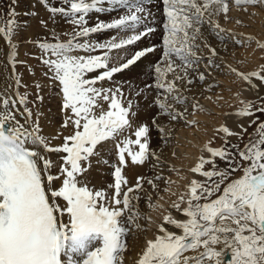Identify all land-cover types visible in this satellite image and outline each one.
<instances>
[{"label": "snow or ice", "instance_id": "1", "mask_svg": "<svg viewBox=\"0 0 264 264\" xmlns=\"http://www.w3.org/2000/svg\"><path fill=\"white\" fill-rule=\"evenodd\" d=\"M105 2L108 7L103 6ZM15 3L16 0H12V4ZM39 3L51 14L53 23L59 15L73 26L72 32L66 33L70 38L65 42L59 40L54 29L51 34L55 42L33 41L43 54L41 63L49 69L44 75L60 86L65 114L61 127H72L73 132L63 136L62 145L50 147V140L40 134L38 121L33 122V112L27 107L28 93L21 95L16 90L12 96L6 91L0 92V264H61L59 253L69 231V224L61 219L65 214L70 218L74 241L79 242L81 237L92 232L103 235L102 246L89 251L83 264H122L126 248L124 238L129 234L125 220L131 225L138 215L125 216V213L131 211L133 200L141 198L130 196V193L143 190L144 179L138 176L134 188L128 187L124 191L122 185L128 184L122 175L123 168L127 166L126 155L133 165H143L150 156L159 163V155L150 149L147 124L135 126V139L128 135L134 127L132 121L136 112L133 111L134 102L122 88L119 85L105 88L97 84L112 81L114 74L128 70L155 51L152 47L137 50L126 62L109 67L112 50L133 45L155 31L152 27H145L144 31L136 32L151 13L143 0H59L56 6H51L49 0H39ZM235 3L264 6V0H235ZM161 5L164 15L163 48L162 60L154 65L158 91L153 103L160 109L158 115H168L176 121L184 118L187 108L185 106L183 112L179 111L174 108V103L183 105L188 97L182 92L194 82L206 78L205 73L199 71L202 57L195 51L200 47L196 40L203 38L202 26L209 25L218 38L227 39L230 33L220 29L211 17L223 13L227 19L230 6L227 0H161ZM119 9H124L119 18L109 23L88 25L89 14ZM7 15L9 19L6 26H0V34H5L10 41L16 23L15 8L10 7ZM41 24L45 22L42 20ZM112 29L128 30L133 34L119 39V42H116V37L110 38L109 42H90L87 39L80 42V38ZM205 46L210 52L205 69L211 66L218 68L213 60L218 56L216 49ZM259 46L264 48V44ZM97 50L104 51L99 55L90 54ZM74 52L89 54L77 55ZM9 56L14 70L16 52L11 51ZM98 71V75L89 78V74ZM231 71L252 88L257 87L253 83L254 78L264 84V65L248 73L238 72L235 68ZM169 73L172 74L171 80L166 79ZM193 73L195 75H190ZM13 79L16 85L20 84L19 77L13 76ZM35 87L36 98L42 101L41 85L36 83ZM105 102L107 110L103 108ZM18 105L23 106V110ZM254 107L251 101L244 102L235 115L252 117L255 112L264 113V106L255 107L253 111ZM152 124L159 132H165L155 116ZM239 127L246 131L244 125ZM217 131L225 134L226 138L241 136V133L223 125ZM257 133L259 138L250 139L243 149L238 144H231L230 148L205 146L210 158L200 157L191 171L212 180V185L195 179L191 181L188 206L182 210L187 219L177 221L170 214L163 217L167 224L182 229V234L168 231L161 224V234L147 241L138 264H225L220 257L226 252H231L227 264H264V122L258 123ZM162 139L166 142L167 134ZM108 140L114 142L118 157L117 164L113 165L114 185L108 186L109 189L114 188V194L94 191L82 178L90 167V164L85 166L86 163L98 155L99 147ZM228 143L226 139L225 144ZM234 151L238 153V160ZM52 152L65 155L61 157L59 175H46V185L45 174L54 166L47 154ZM216 158L227 166L217 169ZM206 164H211L212 170L202 171ZM241 168L242 175L232 179V174ZM61 176L63 186L58 191L52 190L55 180ZM214 177L218 179L213 180ZM162 178L157 175L155 180ZM147 183L156 188L152 179ZM46 186L52 200L63 198L66 207L61 209L59 205L50 203ZM215 193L220 194L210 199ZM201 200L206 202L201 203ZM180 201L184 202L183 196ZM172 207L181 210L180 203H174ZM135 227L140 228V225L136 223ZM221 244L223 247L220 249L214 247ZM200 248L203 251L194 256L185 255L189 250Z\"/></svg>", "mask_w": 264, "mask_h": 264}, {"label": "rangeland", "instance_id": "2", "mask_svg": "<svg viewBox=\"0 0 264 264\" xmlns=\"http://www.w3.org/2000/svg\"><path fill=\"white\" fill-rule=\"evenodd\" d=\"M150 1L151 2L153 1L154 3L153 2L151 3ZM150 1L149 0H143L144 6L146 7V9H149V8L153 9L154 13H155V11H157L158 14L153 15L154 13H152L151 10H147L148 12L151 13V16L149 17V19L151 21H148V19L145 20V24L138 26L136 32L138 33L140 31H144L145 27H152L155 29V31L153 32V34H149L146 37H142L140 41L135 42L133 45H128V46H126L122 49H118V50H112V52L110 53V56L112 57V59L109 62V67L119 66L120 63L126 62V60L128 58H131V55H133L137 50H142L146 47H152L155 49L154 52L150 53V54H153L152 56L147 54L148 56H151L153 59L151 58V61L146 65V68L143 66H140L138 69L134 68V67H137V64L139 63V62H137L136 65L131 66L128 70H125L121 73L114 74L112 81H102L99 83H101V85L105 88L106 87L110 88V87H113L115 85H119L122 88L125 95L134 102L133 111L136 112V116L133 119L132 123H133L134 127H135V125L139 126V125L147 124V126L150 129L149 146L151 149L153 147V144L155 143L154 141L156 139H158L157 135H159L158 129L155 128L152 124V118L155 116L157 118V123H159L161 121L160 118H162V115H164V114L158 115V113H160V109L158 108V106H156L153 103L154 99L157 96V91H158L155 88L154 65L159 63L162 60V50L160 49V52L158 51V48H157L158 43L157 42H159V41L162 42V35H163L162 24L164 22V15H163L162 5H160L161 9L158 6V4L161 0H156V1L150 0ZM227 2L229 3V6H230V11L227 13L228 18L226 19L225 14H223V13L213 16V17H215V19L213 17H211V18L214 20V23H216V24H218L217 23L218 21H216L217 18H219V19L222 18V20L220 21L221 23L220 22L219 23L220 24L224 23V27H226V30H228V33H230V35L227 36V39L222 40V39L217 38V35H215L211 31L210 35H212V36H210L208 43L212 42L214 44L215 40L222 42V50H223V52H225L224 54H226V56L228 58L227 62L225 63L226 64L225 67L228 66L229 72H226L228 70L226 69V71H225V68H223V67L221 68L220 67L221 65H219V64H217V65H219L218 68L215 66H211V67L205 69L204 66L208 64V61L204 57H202V62L200 64L199 71L205 72V76L208 74L206 76L205 80L204 81H196L195 83H193L189 87V89L186 91L189 95V98L187 100H185V103L183 105L174 103V106H179V110L182 112L184 111V108L186 106L187 111L185 112V115H184L185 119L188 118V117H186V114L190 110L192 112L196 111L197 113L199 111L201 114L206 112V110H204V108L202 109V107H200L198 104L196 105L195 108L192 107V105H193V104H191V103H193L192 100L196 101V99L194 98L195 92L197 91L196 87L201 88V85H203L204 82L209 81L208 82L209 87L206 88L203 92H206L207 93L206 95L211 97L210 100L212 99L211 103L213 106L215 105V107L217 109L220 108L221 110H225L226 107L228 106L227 103L230 104L231 102L234 101L233 97H237L238 93H239V96L241 95L242 92L241 91L239 92L236 89L237 88H239V89L245 88V84H243L242 82L238 83V81H234L235 80L234 77L238 78L239 76L236 74V72L231 71V69L235 68L238 72L248 73V72H251V70L252 71L255 69L257 70L260 68L261 65H264V52H263L264 48H261L259 46L260 44H264V39H263L264 38V6H255L254 7L251 5H238L235 3V0H227ZM58 3H59V0H49V4L51 6H56ZM149 3H151V5ZM38 4H39V0H16V3L14 5L12 4V0H0V14H3V15H0V19L3 23V26H6L7 20L9 19V16L7 15L9 8L14 7L15 8V17H14L15 21L19 22V19H20V22L23 23V26H26V25H27V27L31 26L33 31H34V34H35L34 35L35 39H26L25 38L26 34H24L22 32L23 31L22 30V31H20L19 34L16 35L17 37L15 36L11 39V40H13L14 38H17V40H14V41L19 42V45L21 46V49H22L21 50L22 55H23V57L20 58L19 57V49H17V53H16V57H15V60L17 62L14 65V72L13 73H15V74H13V75L19 77L20 84L15 85L14 90L15 91L18 90L19 93L21 91V93H20L21 95L24 94L25 92H27L28 93V100H29L27 107L31 106L34 110L39 109V107L42 108L43 106H46V107L52 106V107H58V109L59 108L62 109V93L60 91V86L58 84H56V82H53L52 80H49L50 82L47 83L48 76L44 75V73H48L47 72L48 68L41 63L40 57L43 54L39 53L38 50L33 49V46L36 45L33 43V41L55 42V39L53 38V36L51 34L47 33V32H49V29H48L49 27H51V26L60 27V31H58L59 33H61L63 31L64 27L65 28L69 27L68 33H71L73 26L70 25L69 23L65 22V20L63 18H61L59 15H57L55 17V22L53 23V21L50 19L51 14L47 10H45L46 9L45 6L42 5L41 12L39 10H37L38 6L36 7V5H38ZM106 4L107 3L105 2V4L103 6L106 7ZM156 8H157V10H156ZM36 10L38 11V13L36 12ZM34 12H36L35 15H33ZM101 13L97 14V13L93 12V14L92 13L89 14V16L87 17L88 25L94 26L98 22L109 23L113 19L119 18V16L123 15L124 9H119V10L113 11V12H101ZM110 14H112L111 15L112 17H110ZM99 17H100V19H99ZM223 17H224V19H223ZM152 18H156V20L152 19ZM30 19H32V21ZM42 20L45 22L46 26H45V24H41ZM230 25L238 27V28H240V30L244 29L243 31L242 30L241 31L245 34L246 33L248 34L249 32H252V33H250L251 35H248L247 38L243 37V39L245 38L244 40L239 38L238 36L236 37V35L234 37V35H232L233 29H231ZM203 27L207 28L206 25H204ZM248 29H250V31H248ZM245 30H247V31H245ZM252 30H254V31H252ZM56 34H57V36L61 42H65L70 38L69 35H67V34H63V33L62 34L56 33ZM132 34H133L132 31H128V30L121 31L118 29H112V30L102 31V32H99L96 34H91L89 37H87L88 39L87 38H80V42H84L85 39L89 40L90 42H109L110 38H112V37H116L117 38L116 42H119V39L127 38L128 36H130ZM233 34H235V33H233ZM249 37H251V39H249ZM238 38H239V40H238ZM203 39L204 38H202L196 42L198 45H200V48H202V46H201L202 42H205L207 44V41H204L205 39L204 40ZM256 41H258V42L260 41V43L257 44ZM223 43L224 44L226 43V44L224 45ZM251 47H252V49L257 48L258 49L257 52L259 51L258 55L260 56V57L258 56L259 58L257 57L258 60H256V61H259V63H257L255 61V64H258V65L256 66V68L254 66L253 69H252V67H253L252 63L250 65L251 61L249 60V58H247L245 56L246 52L248 53L251 51ZM200 48L195 49L196 53L199 54L198 51ZM259 48H261L262 50L260 49L261 50L260 51ZM218 49L221 52V49L220 48H218ZM12 51H14V50H12ZM103 51L104 50H97L95 52L100 54ZM201 51H203V48ZM95 52L90 53V54L95 55L94 54ZM154 53H155V55H154ZM88 54L89 53H83L82 55H88ZM120 58H123V59H120ZM8 60H9V62H8L9 65L11 67H13L10 56H8ZM214 61H216V60L214 59ZM21 62H23V63H21ZM177 63H179L178 60H177ZM215 64L216 63L214 62V65ZM245 66H246V68H245ZM232 73L235 76H233L231 78L230 75H232ZM190 75H195V74L193 73ZM222 75H224V76H222ZM211 76L214 77L213 81H210L208 78ZM222 77L224 79L225 78L229 79L228 82H231L233 80L232 82H234L235 85H233L232 87L235 90L230 89L231 86L227 83H225V85L222 84L221 82H224L222 80ZM43 78H45V79H43ZM166 79L171 80L172 74L169 73L168 76L166 77ZM219 81H221V82H219ZM103 82H104V85L102 84ZM36 83H39L41 85L40 95L43 97L42 101L37 100V98H36L37 97V88L35 87ZM258 83H259V86H261V87H257V90H254V89L252 90L253 92H255L254 95H252V93H250V92L242 94L241 99H243V102L242 101L238 102V100H236L237 102L236 101H235L236 103L234 102L236 105L235 106L236 108L231 107V106H234V104L231 103V106L229 105L231 108L229 109V106L227 107V109L229 111H227V109L225 111H227L228 113L231 111L234 112V111H236V109H238V107L242 108L244 106V102H247V101H251L255 107L264 106V84H261V82L259 80H258ZM239 84H241L242 86ZM148 85H152V87H147ZM169 102L173 103L171 100ZM221 103H222V106H221ZM125 106H126V104H125ZM224 107H225V109H223ZM255 107H254L253 111H255ZM206 114L216 115V113H214V112L213 113L212 112H210V113L206 112ZM40 117H41V115L36 116V122L37 121H38V123L40 122V120H41ZM167 118H166L167 121L171 120L170 117H167ZM176 121H178V120H176ZM196 121L197 120H195V122L192 124H189V123L185 124L184 123L185 128L190 129V128H193L194 126H195L194 128H196V126L198 128V125H202L200 122H196ZM250 121H256V123H251ZM259 122H264V113L255 112L254 116L247 118L246 126L244 127V129H246V131H244L243 129L242 130H236V129H233L229 125H224V126H227L231 131L234 130L233 132L241 133V136H231V137L226 138L225 134H223V133L221 134L220 132L215 130L218 133L214 132V134H212V138H210L211 140L208 141L209 145H211L210 147H213V148H216V147L230 148L231 144H238L239 148L243 149L244 145L246 143H248L250 139L256 140L259 138L258 133H257V126H258ZM176 125L177 124H175V126ZM172 135L173 134H171L169 136L170 141H173V140H171L174 138ZM226 139L229 142L228 144H225ZM110 141L111 140H109V142ZM112 142L113 141H111V143ZM104 143L105 142H103V144ZM178 144H179V142H178ZM179 146L184 147L181 144ZM100 149H101V147H99V150ZM99 150H98L97 157H91L89 162H87L85 166L90 164V167L88 170V172H89L91 169H94V166H93L94 165V162H93L94 159L102 160L103 165H100L102 167L105 165V162H107L105 165V168L107 170L104 168V170H106V171H104L102 174H105V176L109 175L111 177V179L114 180L113 165L117 164L116 153H115V151H112V152L111 151H109V152L105 151V155H104L103 154L104 152H101V150L100 151ZM234 155H236V158L238 160L239 159L238 153H236L234 151ZM102 156L105 157L106 159L103 158ZM174 156H173L174 160L179 159V154H178V158L176 156V153L174 154ZM109 163H111V165H110V167H107L109 165ZM216 164H217V169H223L227 166L224 162H221L219 160V158H216ZM169 168L170 169L167 171L162 170L163 173L160 176L163 178L158 180L160 182V183H158V185H160L162 188V189L160 188V190H159L161 193H166L167 192L166 188L168 187L167 189H169L170 185H172L170 182L172 180L175 181V179H172V178L170 180L169 177H174L175 175H177V172H180V173L186 172L185 168L184 169L183 168L182 169H176V167H174V166H170ZM208 170H212L211 164H208L206 166V168L202 171H208ZM241 175H242V168L240 170H237L235 173H233L231 178L232 179L239 178V176H241ZM217 179L218 178H215V177L213 178V180H217ZM195 180H197L198 182H201V183H207V185H209V186L212 185V180H209L208 178L203 177L202 174H200V176L195 178ZM155 181H157V180H155ZM110 184H112V182L111 183L108 182V186ZM112 185H114V184H112ZM142 186H143V182H142ZM223 186L224 185L221 186V191H222ZM90 187L92 189L94 188L93 189L94 191L95 190H104V189H105L104 190L105 192H110V193H112V191L114 193V191H115L114 188L109 190V188H107L106 186L101 187V188H96V187H92V186H90ZM163 187H166V188L164 189ZM157 193H159V192H157ZM157 193H156V196H157ZM219 194L220 193H215L213 195V197H211L210 199L215 198ZM186 200L188 201V199H184V202H183L184 204L181 203V201L177 202V203H180V208H182V210L188 206L186 204L187 203ZM203 202H206V201L201 200V203H203ZM182 214H183V212H182ZM183 217L184 218L179 219L178 221L181 220V222H183L187 219L185 214H183ZM138 222L139 221L134 220L133 224L128 225L127 227H129V226L133 227ZM131 227H129V229H130L129 234H128L129 238H128V236H126V238H127V240L125 241L126 245H129L130 241L132 242L131 239H133V237L135 236V234L131 233ZM168 231H170V230H168ZM172 232H175L176 234L179 235V234H182V229H178V230H175ZM67 237H68L67 239H69L68 235H67ZM81 243L83 244V247L80 246ZM76 244H77V246H75V247H77V249L82 250L84 252L85 257L83 259L85 260V259H87V254L90 250L92 251L96 247H100L101 244H103V235H102V233L92 232V233L87 234L84 237H81L79 242H76ZM190 251H191V253H190ZM192 253H193V251L189 250L187 252V255L194 256V254H192ZM77 257H78V254H77ZM78 259H79L80 264H81V262L83 263L84 260L80 261L79 257H78Z\"/></svg>", "mask_w": 264, "mask_h": 264}, {"label": "bare ground", "instance_id": "3", "mask_svg": "<svg viewBox=\"0 0 264 264\" xmlns=\"http://www.w3.org/2000/svg\"><path fill=\"white\" fill-rule=\"evenodd\" d=\"M151 3H149V4L151 5ZM160 5H161V1L159 2L158 6L160 7ZM36 7H37V10H39L41 12L42 5L39 3L38 5H36ZM106 7H108L107 4H106ZM160 9H161V7H160ZM37 10H36V12L38 13ZM147 10H151V12L154 13L153 9L149 8ZM156 10H157V8H156ZM36 12H34V13H36ZM156 14H158L157 11H155V13L153 15H156ZM111 15L112 14H110V17H112ZM149 17L147 19H148V21H151L149 19ZM213 18L215 19V17H213ZM99 19H100V17H99ZM152 19L156 20V18H152ZM223 19H224V17H223ZM30 20L32 21V19H30ZM211 20L214 22V20L212 18H211ZM221 20H222V18L221 19L217 18V20H216V21H218L217 23H218L220 29H223V30H225V33H228V30H226V27H224V23L220 24ZM205 25H206L207 28H204L202 26V33H203V38L205 39V40L204 39L203 40L207 41V44L205 42H202L201 46L203 48V51H201L202 48L199 47L200 48L199 51H198L199 54L197 53V55H199L201 57H204L208 61L207 57L210 55V52H209V48L206 47L205 45H209L212 48H215L216 52L218 53V56L213 58V60L214 59L216 60V61H214L216 63L215 65H217V64L221 65L220 67L221 68L222 67L225 68V71H226V69L228 70V66L225 67L226 66L225 63L227 62L228 58H227L226 54H224L225 52H223V50H222V42L218 41V40H215L214 44L212 42L208 43L209 39H210V36H212V35H210V33H211L210 26L207 25V24H205ZM0 26H3V23L1 21V19H0ZM230 27H231V29H233V33H235V34L232 33V35H234V37L236 35V37L238 36L241 39H243V37L247 38L248 35H251L250 33H252V32H249L248 34L247 33L245 34V33L242 32L244 29H241L242 30L241 31L240 28H238V27H235V26H232V25H230ZM68 28L69 27H67V28L64 27L63 31L61 33H59L58 31H60V27L51 26V27L48 28L49 32H47V33L51 34L52 30L54 29L55 32L58 33V34H62V33L66 34L69 31ZM20 31H22L24 34H26V37H25L26 39H35L34 38L35 34H34V31H33L32 27L31 26L27 27V25L23 26V23L20 22V19H19V22L16 21V23H15V28H14V31L12 32V34H11L10 41H9L8 38H6L5 34H0V92H5L6 91L7 95H12V96L15 95L14 86L16 84H15V80L13 79V76H14L13 74H15V73H13L14 72L13 67H11L9 65V63H8L9 62L8 56H9V53L12 50H14V52L17 53V49H19V57L20 58L23 57L22 51H21L22 49H21V46L19 45V42L14 41V40H17V38H14L13 40H11L13 37H15L17 34H19ZM217 31H219V29H217ZM245 31H247V30H245ZM248 31H250V29H248ZM252 31H254V30H252ZM150 34H153V33H150ZM239 38H238V40H239ZM198 40H200V39H197L196 42ZM256 42H257V44L260 43V41L259 42L256 41ZM157 43H158L157 44L158 45L157 48H158V51L160 52V49L162 50L163 45H162L161 41H159ZM13 45H14V47H13ZM218 48L221 49V52H220V50ZM33 49L34 50H38L39 53H41L40 49L36 45L33 46ZM260 49L261 48H259V50ZM257 50H258L257 48L252 49V47H251V51L248 52V53L246 52V55H245L251 61L250 65L252 63V65H253V67L251 66L252 69L254 68V66L256 68V66L258 65V64H255V61L258 60L257 57L259 56L258 55L259 51L257 52ZM263 52H264V50H263ZM83 53L84 52H74V54H77V55H82ZM94 54L95 55H99L96 52ZM149 55L152 56L153 54H149ZM154 55H155V53H154ZM151 56L146 55L144 58H142L139 61V63L137 64V67H134V68L138 69L140 66H143V67L146 68V65L151 61V58H152ZM256 62L259 63V61H256ZM245 68H246V66H245ZM47 72H49V69H48ZM226 72H229V70L226 71ZM98 74H99V71L91 73V74H89V78H91V77H93L95 75H98ZM222 76H224V75H222ZM230 76L232 78L235 75L232 73V75H230ZM45 78H43V79H45ZM208 78H209L210 81L214 80L213 76L208 77ZM234 79H235L234 81H238V83L242 82L243 84H245V88L246 89L245 88H240L241 90L239 88L236 89L237 91H239V92L241 91L242 93H241L240 96H239V93H238L237 97H233L234 101L231 102V103L234 104V106H231V103L230 104L227 103V105L228 106L230 105L231 107H235L236 106L235 105V103L237 102L236 100H238V102H241V101L243 102V99H241L242 98V94L250 92V93H252V95H254L255 92H253L252 90L253 89L257 90V87H261V86H259L258 80L255 79V78L253 79V83L257 85L256 88H252L246 81H244L243 79H242L243 80L242 81L240 79V77H238V78L234 77ZM47 80H48L47 83L50 82L49 81L50 80L49 77L47 78ZM222 80L224 82H221V81H219V82H221L224 85H225V83H227V84H229L231 86L230 89H232V90L234 89L232 87L233 85H235L234 82H232L233 80L231 82H228L229 79H227V78L224 79L223 77H222ZM208 82L209 81L204 82V84L201 85L202 89L200 87H198V88L196 87L197 91L195 92V96H194L196 101L192 100L193 103H191V104H193V105L194 104L195 105L198 104L200 107H202V109L204 108V110H206L207 113L208 112L209 113L210 112H212V113L214 112V113H216V115H211V114L208 115V114H206V112L201 114L199 111L197 113L196 111L192 112L190 110L186 114V117H188L187 119H185V117H184L183 119H178V121H172V120L167 121V119H168L167 117H169V116L168 115H162V118H160V120H161L160 122L161 123L159 122L158 124L165 129V132L164 133L159 132L158 133L159 135L156 134L158 139H156L154 141L155 143L153 144V147L151 148L152 151H155V152L158 153V155H159V163H157V161H156V159L154 157L150 156L149 159L147 161H145V163L143 165H133L131 163V158L126 155V164H127V166L123 168L122 175L125 176V178L128 181V184L127 185H122V188L124 189V191H126L128 187H133L134 188V186H135V184L137 182V177L138 176L142 177L144 179L142 180V182H143L142 189L143 190L134 191V193H130V196L137 195V196H140L141 198L138 199V200H133L132 201L133 207H132L131 211H128V212L125 213V216L131 215L133 213H137L138 215L136 216L135 221H139L138 224L140 225V228H136L135 225L133 227L129 226V227H131V233L135 234V236L133 237V239H131L132 242L130 241V244L126 245L125 251L123 253L122 264H138L139 257L142 255L143 250L146 248L147 241L148 240H152L157 235L161 234L160 233L161 224H164V227H165L166 230H170V231L178 230L175 227V225H169L166 222H164L163 221V217L165 215H169L170 214L177 221L179 219L184 218L183 214H182V212H183L182 208H180L181 210L178 211L175 208H173L172 205L174 203H177L178 201H180L181 196H183L184 199H188L189 198V185H190V182L193 179H195L198 176H200V173H193L191 171V168L194 167L196 165V163L199 162V158L200 157H204L205 159H209L210 158L211 154L208 153L205 150V146L206 145L208 147L211 146V145H209L208 141L211 140L210 138H212V134H214V132H216L218 130V128L220 126H222V125L223 126L224 125H229L233 129H236V130H242L239 127V125H241V124L244 125V127L246 126V122H247V118L248 117H240V116L235 115V113L239 109H241L240 107H238V109H236V111H234V112L231 111V112L228 113L227 112V111H229L227 109L228 106L226 107L227 111H225L226 110L225 107L223 108L225 110H221L220 108H219L220 109L219 110V109H217L215 107V105L214 106L212 105V103H211L212 99L210 100L211 97L207 96L206 92H203L206 88L209 87ZM56 84L59 85L58 82H56ZM102 84L104 85V82ZM100 85H101V83L98 82L97 86H100ZM239 85H241V84H239ZM20 93H21V91H20ZM182 95L183 96L185 95V97L189 98V95H188V93L186 91L182 92ZM193 105H192V107H193ZM221 106H222V103H221ZM230 106H229V109L231 108ZM18 107H20V109L23 110V106L18 105ZM29 108L33 112L32 119H33L34 123L36 122V116L41 115V117H40L41 120L39 122V125H40V128H41V133L40 134L43 135L46 139L50 140V147H55V146L62 145L63 136L69 135L70 133L73 132V128L72 127H69V128H62L61 127V125L63 123V120L65 119L64 111H62L61 108L58 109V107H52V106L51 107L43 106L42 108L39 107V109H35V110L31 106ZM103 108L105 110L108 109L107 102H105L103 104ZM174 108L179 110V106H174ZM18 119H19V117H18ZM195 120H197L196 122H200L202 125H198V128H197V126H196V128H194L195 126L193 128H190V129H186L185 128L184 123L186 124L188 122H195ZM175 124H177V125L175 126ZM189 124H192V123H189ZM134 128L135 127H133L132 131H130L128 133V135L131 136L133 139H135V137L133 135V132L135 130ZM58 133L60 135H57ZM216 133H218V132H216ZM166 134H167V140L165 142V140L161 139V138L164 137ZM171 134H173L172 136L174 137L173 139H171L173 141L169 140V136ZM51 137H56V138L52 139ZM111 141L109 142V140H108L107 142H105L101 146L100 150H101V152H104L103 153L104 155H105V151L106 152L115 151L114 144H113L114 142L111 143ZM178 142H179V144H178ZM180 144L183 145L184 147L179 146ZM133 147H134L135 150H138L137 146H133ZM39 150L43 151V149H39ZM115 153H116V151H115ZM175 153H176L177 158H178V154H179V159H176V160L173 159V156H174ZM63 155H65V154H63V153H59L58 154V153H54V152L47 154V158L50 161L54 162V166L50 169V171L48 173L45 174V184L46 185H47L46 175H48V174L59 175V171L58 170H59V167H60V165L62 163L61 157ZM103 158H105V157H103ZM116 159L118 161L117 154H116ZM93 162H94V165H93L94 169H91L89 172L87 171V173H85L84 176L82 177V178H85L89 182L88 186L89 187L92 186V187H96V188H101V187H104V186L107 187L108 186V182L109 183L112 182V184H114L113 183L114 180L111 179V177L109 175L105 176V174H102L104 171L107 170L105 168L106 163L102 167V166H100V165H103L102 160L94 159ZM111 163H109V165L107 167H110ZM153 165H155V167H153ZM207 165L208 164H206L204 166V169L206 168ZM170 166H174V167H176V169H182V168L184 169L185 168L186 172H183V173L177 172V175H175L174 177H169L170 180L172 178V179H175V181L172 180L170 182L172 185L169 184L170 185L169 189H167L168 187L167 188L163 187L164 189L166 188L167 192L166 193H161L159 191L161 186L158 185V183H160V182L158 180L155 181V177L157 175H162V173H163L162 170H164V171L165 170L166 171L169 170ZM104 168L106 170H104ZM148 179H152L153 180V183L156 184V188H153L151 185H149L147 183ZM62 186H63V176H61L59 179L55 180L54 184L52 185V190L58 191L59 188L62 187ZM78 186H83V185L78 184ZM157 192H159V193H157ZM112 193H113V191H112ZM156 193H157V196H156ZM46 194H49V196H50V193H48V191H47V186H46ZM120 198L122 199V196ZM50 203H54V204L59 205L61 207V209L66 207V202L63 201V198H57L55 200H52V198L50 196ZM119 207L122 208L123 205H120ZM61 219L63 220L64 223L69 224V231L67 232V235L69 236V239H70V240L69 239H65L63 241V244H62V247H61V250H60L61 262H62V264H70V262H71V264H80L78 257L80 258V261L81 260L83 261L84 260L83 258L85 256H84V252L82 250H79V249H77V247H75V246H77L76 241H74L71 238L72 237V233L70 231V218L68 217L67 214H65ZM125 225L128 226V224L126 223V220H125ZM128 238H129V236H128ZM126 240H127V238L125 237L124 241H126ZM101 246H102V244H101ZM214 247L220 249V248L223 247V245L222 244L221 245H216ZM202 250H203V248H200V249L195 250V251L192 250L193 251L192 254L196 255L198 251H202ZM190 253H191V251H190ZM77 254H78V257H77ZM185 255H187V253H185ZM220 259L222 261H225V264H227V262L231 259V252H226L225 256L220 257ZM81 264H83V263L81 262ZM210 264H211V262H210Z\"/></svg>", "mask_w": 264, "mask_h": 264}]
</instances>
